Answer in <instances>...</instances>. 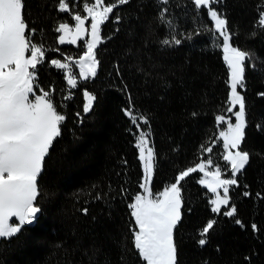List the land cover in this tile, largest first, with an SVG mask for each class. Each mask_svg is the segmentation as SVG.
I'll return each instance as SVG.
<instances>
[{
    "label": "trees",
    "instance_id": "16d2710c",
    "mask_svg": "<svg viewBox=\"0 0 264 264\" xmlns=\"http://www.w3.org/2000/svg\"><path fill=\"white\" fill-rule=\"evenodd\" d=\"M59 2L23 0L26 35L46 50L34 91L55 89L54 103L66 119L38 178L41 212L14 238L0 239V264H146L134 248L129 208L143 176L137 135L141 129L151 132L154 194L200 161L211 159L227 169L220 138L225 122L216 120L230 115L229 71L220 41L207 9H196L194 0H129L102 25L97 75L82 80L74 61L85 51L84 39L69 43L68 34L60 44L64 33L56 29L61 23L72 29L74 16L83 17L84 4L93 0H66L65 12ZM214 8L228 22L231 45L249 53L245 87L237 90L246 106L240 151L248 152L250 160L231 186L230 204L219 214L211 211V192L199 183V171L182 181V219L173 232L177 262L264 264V30L258 27L264 0H220ZM173 37L181 43H163ZM52 59L70 63L79 82L70 100L63 99L69 95L67 70L56 69ZM84 90L96 96L90 113L83 112ZM129 107L133 115L147 117L141 129L125 114ZM208 147L211 153L204 151ZM232 206L234 216L222 214ZM209 220L214 227L202 237Z\"/></svg>",
    "mask_w": 264,
    "mask_h": 264
},
{
    "label": "snow or ice",
    "instance_id": "6c2138e0",
    "mask_svg": "<svg viewBox=\"0 0 264 264\" xmlns=\"http://www.w3.org/2000/svg\"><path fill=\"white\" fill-rule=\"evenodd\" d=\"M103 0H95L91 6L84 4L87 16L76 14V23L72 39L69 43H76L78 37H82L86 29L85 20L91 19L90 39H86V51L74 61L79 67V76L82 80H88L97 75L98 60L96 49L102 43L101 28L110 20V14L114 10L129 3V0H118L115 4L103 6ZM169 0H162L167 4ZM220 0H194L196 9L206 8L208 15L214 23V30L223 39L224 59L229 68L230 93L228 112L235 117V123L231 119L218 115V123L226 122L228 128L222 131L220 136L224 140L225 155L223 160L231 166V179H221V170L216 166L214 172L206 171L213 161L201 162L195 167H189L181 171L170 186L165 187L153 198L150 187L156 162L154 148L150 145V130L141 129V123L147 124L144 115H133L134 108L125 109L132 123L141 129L136 140L139 149V160L143 168V182L140 184L142 193H137L129 204L131 217L134 219L132 228L134 248L139 257L146 264H178L177 248L173 239L174 229L181 221L182 195L181 184L185 178L197 171L204 174L199 180L201 185L215 194L210 200L211 211L215 214L222 212V206L230 204L229 192L231 186L237 184V174L249 163L250 154L240 151V146L245 139L246 106L245 98L237 90L244 88L245 62L249 53L233 47L230 43L233 38L229 33L228 22L223 18V13L215 10ZM23 0H0V239H12L23 230L26 225L32 224L41 212L37 206L39 192L38 178L42 173L43 165L51 147L57 137L61 135V125L66 116L60 114L54 103V91L40 89L36 94V73L38 68L46 61V50L32 42V36L26 35L28 25L23 14ZM59 10H69L66 0H60ZM167 9H164L166 12ZM164 12H161L163 19ZM121 19L116 16V21ZM170 23V22H169ZM258 27L264 30V11L259 13ZM31 33L36 30L31 29ZM58 33H64L59 37V43H65V36L72 32L67 23H61L56 29ZM164 44L174 43L179 45L181 40L172 38L164 40ZM57 51H59L57 49ZM30 52V55H26ZM72 62V57H67ZM50 64L58 70H67V85L69 95L64 96V101L72 98L71 91L78 89V80L71 72V64L52 59ZM260 95L264 96V93ZM34 96V99L31 97ZM83 112L90 113L94 107L96 96L89 91H83ZM239 106L238 111H234ZM79 116V113H77ZM261 127V126H258ZM235 150V151H232ZM204 151L211 153L212 148ZM211 177V179H208ZM220 189H223L222 195ZM123 191V190H122ZM249 195L248 192L244 193ZM259 195V194H257ZM100 197L97 196V199ZM87 214L88 209H83ZM236 213L234 206L223 215L231 217ZM240 224V221H236ZM215 221L209 220L201 231V236H207L213 229ZM254 231H258L257 225H252ZM207 240L202 238L199 244L204 246Z\"/></svg>",
    "mask_w": 264,
    "mask_h": 264
},
{
    "label": "rangeland",
    "instance_id": "374dc122",
    "mask_svg": "<svg viewBox=\"0 0 264 264\" xmlns=\"http://www.w3.org/2000/svg\"><path fill=\"white\" fill-rule=\"evenodd\" d=\"M93 3H95V0H93V2L92 3H90L89 4V6H91ZM108 4H106V3H104V2H102V5L100 6V8L102 9V7L103 6H107ZM84 16H87V12L85 11V14H84ZM83 16V17H84ZM82 17V18H83ZM77 23V22H76ZM76 23H75V25L72 27V32H70L69 34H70V36H72V33H74V30H75V26H76ZM84 27H85V29H86V31H85V33H83L82 34V37H78V38H82V39H84V43H85V45H84V48H85V51L87 50L86 49V39H90V31H91V19L90 18H88L87 20H85V24H84ZM216 36H217V38L219 39V41H220V46H221V48H222V51H223V39H222V37H220L219 36V34L217 33L216 34ZM234 47V46H233ZM27 53V52H26ZM27 55V54H26ZM28 55H30V54H28ZM83 55V54H82ZM223 55L225 56V53H224V51H223ZM225 62H226V64H227V61L225 60ZM227 67H228V64H227ZM78 69H79V67H78ZM228 71H229V68H228ZM230 88V87H229ZM229 93H230V90H229ZM32 99H34V98H32ZM230 107V104L228 105V108ZM239 110V106H236L235 107V109H234V111H238ZM229 113V112H228ZM230 114V113H229ZM228 119H231V121H232V123H235V117H234V115H232V114H230L229 115V117H227V120ZM226 120V121H227ZM227 128H228V124L225 122V124H224V127L221 129V131H220V133L222 132V131H226L227 130ZM143 131H145V132H148L147 130H143ZM139 133H140V131H139ZM139 133H138V135H137V137L139 136ZM220 138L222 139V142H223V146H224V140H223V137H221L220 136ZM149 139H150V137H149ZM137 140V139H136ZM150 145H151V141H150ZM240 150V149H239ZM232 151H235V150H232ZM138 154H139V149H138ZM226 153H225V150H224V152H223V156L225 155ZM141 162V161H140ZM201 162H207V161H205V160H203V161H200L199 163H201ZM198 163V164H199ZM228 163V162H227ZM141 166H142V164H141ZM196 166V165H195ZM194 166V167H195ZM216 166H218V165H214L213 163H212V165H210V166H208L207 168H206V171H208V172H214L215 171V169H216ZM142 170H143V168H142ZM220 170H221V173H222V175H221V179H231L232 177H231V166H230V164H228V167H227V169L226 170H222L221 168H220ZM200 179L201 178H203V176H204V174L203 173H201L200 172ZM199 179V180H200ZM208 179H211V177H208ZM143 182V176H142V181H141V183ZM170 186V185H169ZM204 186V185H203ZM206 187V186H205ZM207 188V187H206ZM164 190V189H163ZM162 190V191H163ZM220 191V194L222 195V193H223V189H220L219 190ZM139 193H142V189H141V191L139 192ZM160 193V192H159ZM159 193H157V194H154L153 192H152V194H153V198H155ZM215 198V194H213V193H211V200L212 199H214Z\"/></svg>",
    "mask_w": 264,
    "mask_h": 264
}]
</instances>
